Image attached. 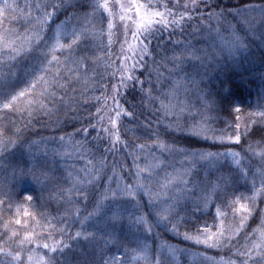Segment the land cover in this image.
Listing matches in <instances>:
<instances>
[{"label": "snow or ice", "instance_id": "obj_1", "mask_svg": "<svg viewBox=\"0 0 264 264\" xmlns=\"http://www.w3.org/2000/svg\"><path fill=\"white\" fill-rule=\"evenodd\" d=\"M18 7V5L9 4L7 0H4L3 6L0 7V17L5 16L6 9H12L15 12ZM26 7L29 9L24 27V32L27 35L21 38L11 28L6 29L0 35V110H14L20 113L27 111L29 116L25 122V127H27L28 124L35 122V113L46 109V106L37 97L45 96L47 98L48 88L59 85L60 80L64 79L62 68L66 69L69 75L79 73L87 76L90 71L95 72L103 80V73L98 69L103 66L105 71H109L115 64L109 55L112 51L111 38L109 44H105L103 40V25L106 21L109 32H111L114 20L119 15V21L123 24L122 45L128 42L130 34L131 38L136 41L138 51L134 53L136 59L132 68L127 70L126 75H121L118 85H112L115 95L111 97L113 105L111 112H114L115 116H112L111 113L108 114L110 127H104V131L109 133L108 139L113 145L118 144L120 136L124 134L121 129L124 128L125 121L121 118L128 117L127 123L138 118L135 109H125L121 106V100L118 99L121 96L120 89H125L126 94L130 88L135 90L136 86L140 85V107L159 99V96L154 93L158 92L162 86L161 77L164 74L159 71L162 65L156 59L155 50L152 48L157 33H160V39H162L163 34L167 32L169 41L175 45L171 53L166 52L163 57L165 63L171 66L170 74H183L185 78L190 77L189 68L194 69L197 62L204 64L209 59L235 56L242 51H249L255 39L264 41V0H259V3L252 7L244 5L243 10L237 14L224 9L217 12V6L209 4L208 0H185L183 4L177 2L171 4V7L169 3H161V0H92V2L85 0L83 3H73L72 0H37L35 4H27ZM161 8L164 11H161ZM179 9H183V12L178 14L176 10ZM33 11L35 15L32 14ZM194 11L200 13L199 17H193ZM205 13L207 14L205 15ZM12 19H16V17L12 16ZM194 19L197 23L207 20V29L193 27L191 21ZM185 25L192 29L190 35L201 33L203 36L207 32V36L203 38L208 39L215 33L220 43L214 42L207 48H197L191 40H172L177 28L183 33L186 30ZM9 35H15L17 39L9 40ZM98 36L100 37L99 42H97ZM98 53H103V57ZM121 56L122 63L126 64L128 57L124 55L123 46L121 47ZM261 62H264V56L261 57ZM54 66L55 72L53 73ZM117 70L122 73L125 71L123 68ZM136 72L139 74L134 75L133 73ZM145 73H147L149 85L146 89L144 88L146 81L141 79ZM111 78L115 79V72L111 73ZM129 82H131L130 85ZM188 83L197 90L200 87L194 78L189 79ZM60 86L63 87V85ZM51 95L50 103H54L55 95ZM105 95L107 96L108 93L105 92ZM22 100H27V108L20 106ZM201 104V110L191 113L193 117L191 120L177 116L176 119L169 120L168 125L163 128L152 129L149 125L148 139L152 141L151 144H137L125 139L124 146L130 151L139 148L144 153L143 158L146 161L145 166L138 167L135 173L131 169L129 170L130 178L135 181L134 183H126L121 186L119 180L115 178V169L104 168L103 153L99 165L91 170H85L88 172L87 180L81 177L72 183V186L66 190L69 193L65 200L68 207L61 218L56 221L57 224L65 225V227L58 228L57 231L62 237L72 241L71 243H66L64 239H55L52 232L45 233V225H50L51 222L46 215L41 213L39 215L44 222L37 221L41 231L36 232L33 228L30 234L26 232L21 237L20 232L14 230L9 239L15 238L13 243L16 247L11 251L0 247V257H2L0 264H26L23 259L25 253L28 254L27 264H33L35 249L26 247L33 243H36L37 247L47 250L44 256H39L36 259L35 264H131V261L137 259L132 255L137 249H141V256L145 264H177V260L182 257L198 261L199 264H214L213 258L198 247L189 246L179 249L167 243L156 244L153 256L149 259L148 245L145 243L149 235H154L153 229L157 228L159 224L165 227L171 225L169 230L179 234L177 221L179 213L176 212L175 206L168 204L167 200L159 202L152 199L155 193L148 185L152 183L153 168L156 166L154 161L159 163L161 156L164 159L182 157L187 166H195L199 163L201 166L216 167L219 165L223 169L224 164L221 163V159L235 155L230 151V145L224 142L226 136L229 141L240 145L243 150L245 140L244 134L240 132L239 120L241 117L237 116L234 121L235 131L233 134L227 135V132L232 129V124H228L227 121H219L218 116L205 115L207 104L205 102H201ZM33 105H39V107L35 108ZM161 106L165 109L167 116L171 111L170 107L163 105L162 102ZM257 108L260 111L250 113L249 120L257 125H262L264 124V95L258 98ZM55 111L59 112L60 109L57 107ZM100 111L103 109L98 110V112ZM183 111L184 109L180 108V112ZM236 111L239 113L241 109L237 108ZM46 114L51 116L53 112L48 109ZM171 114L175 115L174 112ZM140 115L142 116L143 112ZM197 115L205 122L215 120L225 125V127H213L209 124L202 137L212 145L213 149L223 148L225 151L188 150L176 147L172 137L174 129L200 137L199 132L193 131L201 123V120L195 119ZM89 125L90 127L78 129L77 134L80 132L85 135L91 134V130H95L96 126L91 124V121H89ZM247 125L248 121L246 120L245 126L247 127ZM101 126L103 127V122ZM5 131V129H0V155L8 153L10 146L20 150L21 158L26 153L36 150V145L30 143L27 137L22 134L5 135ZM18 132L19 129H17ZM257 135L260 137V141L264 142V127L253 128L248 139H254ZM64 140V136L59 137V143L52 149L54 155L60 154L58 149L61 148ZM248 150H252L251 144L248 145ZM134 159L139 160L140 157L137 156ZM249 159L253 164H256L255 155L250 156ZM237 163L240 162L237 161ZM37 164L40 168L39 175L36 174V167L28 169L37 182H41L40 177H44L45 180L55 178V174H51L45 165L40 164L39 161ZM23 171L21 169L22 173ZM108 171H112L113 175L108 176ZM141 173H147L143 180ZM227 173V176L216 177L215 185L209 182L204 187L203 194L197 197L196 210L202 211L203 206L211 202V194H215L217 199H220L221 191L224 193L223 204L227 205L231 197L236 195L234 191L228 192L229 182L251 174V187L246 189L247 194L240 193L239 195V200H246L247 203L240 204L239 208H234V212H239L242 215L238 220L234 215L231 222L222 223L215 232H212L205 222L202 228L196 229L195 236L185 232L183 238L186 241H191L195 246L203 245L205 249H217L220 252L228 250L231 256L241 257L239 260L230 258L227 264H264V246L261 244L249 246L245 243L236 251H232L237 243L236 237L240 235L239 232L233 235L232 225L238 224L242 227L248 219V215L256 208L257 198L264 202V152L259 154L258 171H253L251 166L245 165L244 168L229 167ZM97 179L101 181L107 179L109 183L107 185L101 183L97 188L94 183ZM257 180L259 187H257ZM184 183H188V181H184ZM85 184L91 186V189L79 186ZM217 185L223 187L213 193V189ZM73 195L76 199L72 198ZM3 196L4 198L0 199V209H3L7 204V211L11 214L13 206L19 208L18 205H15L11 194L4 193ZM143 196L149 197L150 213L146 212L143 207ZM32 199L31 195L27 196V200L31 201ZM236 203L237 201H232V205L229 206L234 207ZM80 204H82V208L77 207ZM73 210L76 214L74 220L79 224V230L76 231L75 237L66 231L67 217L73 215ZM23 215L31 214L25 210ZM33 219L35 220L36 217L33 216ZM21 223L20 219H15L16 225ZM124 225H128L129 230L136 237L134 240L127 241L122 238L119 229ZM71 227H76V224L74 223ZM261 227L264 228V223ZM81 237H83L82 241ZM261 237L264 241V232L261 233ZM48 240L52 242L48 243ZM247 240L248 236L245 235V241ZM113 247L118 250V253L111 251ZM165 249L166 251H164Z\"/></svg>", "mask_w": 264, "mask_h": 264}, {"label": "trees", "instance_id": "obj_2", "mask_svg": "<svg viewBox=\"0 0 264 264\" xmlns=\"http://www.w3.org/2000/svg\"><path fill=\"white\" fill-rule=\"evenodd\" d=\"M7 2L19 7L16 8L15 12L12 9H6L5 16L0 17V35L6 29L11 28L23 38L27 35L24 32L25 18L29 11L26 5L35 4L37 0H7ZM72 2L83 3L85 0H72ZM88 2H92V0H88ZM177 2L183 4L185 0H161V3H169L170 7L171 4ZM208 3L216 5L217 12L224 9L237 14L243 10L244 5L252 7L258 4L259 0H208ZM3 4L4 0H0V7ZM160 10L164 11L163 8ZM176 11L179 14L183 12V9ZM32 14L35 15V12L33 11ZM192 15L193 17H199L200 13L194 11ZM12 16H15L16 19H12ZM61 18L63 19L64 17L62 16ZM191 23L193 27H203L205 29L208 27L207 20L197 23L194 19ZM103 28L104 43L109 44V39L111 38L110 47L112 51L109 55L115 61L109 71H105L103 66L98 69V71L103 73V80L95 72L90 71L87 76L79 73L69 75L67 70L62 68L64 79L60 80L59 85L48 88L49 95H47V98L45 96L37 97L46 106V109L35 113V122L28 124L27 127H25V122L29 119L27 111L20 113L14 110H0V129L6 130L5 135L22 134L28 138L30 143L36 145V150L26 153L23 158H21L20 150L11 148V146L8 153L0 155V199L4 198V193H9L15 205L19 206L18 209L17 206H13L11 214L7 211V204L4 205L3 209H0V247L5 248L6 251H11L12 248L16 247L13 243L15 238L9 239V237H12L14 230H18L21 237L26 232L30 234L33 228H35L36 232H40L41 229L37 225V221L40 223L44 222L39 215L41 213L46 215L51 222L50 225H45L44 232H52L55 239H64L66 243H71L72 241H68L57 231L58 228L65 227V225L57 224L56 221L61 218L68 207L65 204V200L69 196L66 190L72 186V183L78 181L81 177L87 180L89 177L88 172L85 170H91L99 165L102 153L105 158L104 168L115 169V178L119 180L121 186L126 183H134L135 181L130 178L129 170L131 169L135 173L138 167L145 166L146 161L143 158L144 153L139 148L135 151H130L129 148L124 146L125 139L134 141L137 144H151L152 141L148 139L149 125H151L152 129L163 128L168 125L169 120H174L177 116L191 120L193 118L191 113L201 110V102H205L207 104L205 115L218 116L219 121H227L228 124H232V129L227 132V135L233 134L235 131L234 121L237 116L241 117L239 120L240 132L244 134L245 140L243 150L240 145L229 141L226 136L224 142L230 145V151L235 155L221 159V163L224 164L223 169L219 165L216 167L211 165L201 166L199 163L195 166H187L182 157L164 159L161 156L159 163L154 161L153 163L156 166L153 168L152 183L148 185L155 193L152 199H156L159 202L167 200L168 204L175 206L176 212L179 213L177 218L179 234L169 230L171 225L165 227L159 224L157 228L153 229L154 235H149L145 243L148 245L149 259L153 256L155 245L164 243L179 249L189 246L198 247L213 258L214 264H227L230 258L241 259V257L231 256L228 250L220 252L217 249H205L203 245L195 246L191 241H186L183 238V234L188 232L195 236L197 234L196 229L202 228L205 222L210 230L215 232L222 223L231 222L234 215L237 220L242 215L239 212H234V208H239L240 204L247 203L246 200H239V195L240 193H246V189L251 187V174L229 182L228 192L234 191L236 195L231 197L227 205L223 204V191L220 192V199H217L215 194H211V202L204 205L202 211L196 210V203L198 202L197 197L203 194V189L209 182L215 185L216 177L228 175L227 168H244L245 165H248L253 168V171H258L259 154L264 152V142L260 141L258 135L254 139H248V135L253 128L264 127V124L257 125L252 120H249L250 113L260 111L257 108L258 98L264 95V62H261V57L264 56V41L255 39L249 51H242L235 56L209 59L204 64L197 62L194 69L189 68L190 77L185 78L183 74H170L169 69L171 66L165 63L163 57L166 52L171 53L175 45L169 41L167 32L163 34L162 39H160V33H157L152 48L155 50L156 59L162 65L159 71L164 74L161 77L162 86L158 92L154 93V95L159 96V99L147 103L144 107H140V85H137L135 90L130 88L126 94L125 89L121 88V96L118 97L121 100V106L125 109H135L138 118L131 123H127L128 117L121 118L125 121L124 128L121 129L124 134L120 136V142L113 145L108 139L109 133L104 131V127H110L108 114L111 113L112 116H115V113L111 112L113 106L111 97L115 95L112 85H118L121 75H126L127 70L132 68L136 59L134 53L138 50L136 41L131 38L130 34L128 42L122 45L124 39L122 35L123 24L119 21V15L114 20V27L111 32H109L106 21ZM185 29L181 33L180 29L177 28L172 40H191L197 48H207L214 42L216 44L220 43L215 33H213L212 37L204 39L203 37L207 36V32L203 36L201 33H196L193 36L190 35L192 32L191 28L185 25ZM8 39L14 41L17 36L9 35ZM99 39L100 37L98 36L97 42H99ZM122 46L124 55L128 57L126 64L122 63ZM98 55L103 57V53H98ZM118 68H123L125 70L124 73L117 70ZM52 72H55V66ZM112 72H115V79L111 78ZM133 74L138 75L139 72ZM192 78L199 83L200 87L198 90L188 83V80ZM141 79L146 81L144 84L146 89L149 86L147 73ZM130 84L131 82H129ZM60 85H63V87ZM105 92L108 93L107 96ZM51 94L55 95L54 103H50L52 100ZM161 102L163 105H168L171 109L167 116L165 109L161 106ZM20 106L27 108V100H22ZM33 107L38 108L39 105H33ZM57 107L60 109L59 112L55 111ZM180 108H183L184 111L180 112ZM237 108L241 109L239 113L236 111ZM48 109L53 112L51 116L46 114ZM99 109H103V111L98 112ZM141 112H143L142 116L140 115ZM173 112L175 115L171 114ZM195 119L201 120V117L197 115ZM246 120L248 121L247 127L245 126ZM89 121L96 126L95 130H91L89 135H85L82 132L77 134L78 129L90 127ZM102 122L103 127L101 126ZM209 124L213 127H225V125L215 120L207 122L201 120L200 125L193 129V131L200 133V137L191 136L186 132L174 129L172 137L175 140L176 147L188 150L225 151L223 148L213 149L212 145L202 138L204 130ZM17 129H19L18 133ZM60 136H64L65 140L61 148L58 149L60 154L54 155L52 149L59 143ZM113 139H115V136H113ZM249 144L252 145L251 151L248 150ZM25 147L27 148V145ZM253 155H255L256 164H253L249 159ZM137 156L140 157L139 160L134 159ZM37 161L45 165L51 174H55V178L45 180L44 177H40L41 182H37L33 174L28 172L29 168L36 167V174L39 175L40 168ZM237 161L240 163L238 164ZM21 169L24 170L23 173ZM245 170L247 169L245 168ZM112 175L113 172L108 171V176ZM146 175L147 173H141V179L143 180ZM184 181H188V183H184ZM94 183L99 188V184L104 183L107 185L109 181L107 179L103 181L97 179ZM79 186L88 190L91 189V186L87 184ZM222 187V185H217L213 189V193ZM257 187H259L258 180ZM28 195L33 197L31 201L27 200ZM72 198L76 199L74 195ZM142 199L145 211L150 213L151 204L149 203V197L143 196ZM232 201H237L234 207L229 206L232 205ZM77 207L82 208V204L77 205ZM25 210L31 215L24 216ZM84 214L86 215L87 213ZM75 215L73 210V215L67 217L66 227V231L73 237H75L76 231L79 230V224L74 220ZM33 216L36 217L35 220ZM15 219H20L22 223L16 225ZM74 223L76 227H71ZM262 223H264V202L257 198V206L248 215L244 225L242 227L238 224L232 225L233 235L237 232L240 233L236 237L237 243L232 248V251H236L245 243L249 246L252 244L264 246V241H262L261 237V233L264 232V228L261 227ZM119 231L122 238L127 241L136 238L129 230L128 225H124ZM245 235L248 236L247 241H245ZM80 239L82 241L83 237ZM47 242L51 243L52 241L48 240ZM26 247L35 249L33 264H35L39 256H44L47 251L37 247L36 243ZM111 251L118 253V250L114 247ZM27 255V253L23 255L26 264ZM132 255L136 256L137 259L131 261V264H145L141 256V249H137ZM186 262L187 264H199L198 261H192L187 257L177 260V264H186Z\"/></svg>", "mask_w": 264, "mask_h": 264}]
</instances>
